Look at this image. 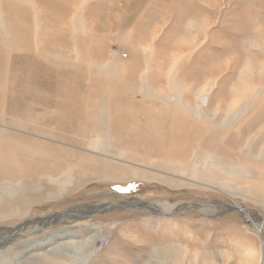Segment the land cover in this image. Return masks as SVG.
Masks as SVG:
<instances>
[{
	"label": "rangeland",
	"instance_id": "1",
	"mask_svg": "<svg viewBox=\"0 0 264 264\" xmlns=\"http://www.w3.org/2000/svg\"><path fill=\"white\" fill-rule=\"evenodd\" d=\"M263 194L264 0H0V264H264Z\"/></svg>",
	"mask_w": 264,
	"mask_h": 264
},
{
	"label": "bare ground",
	"instance_id": "2",
	"mask_svg": "<svg viewBox=\"0 0 264 264\" xmlns=\"http://www.w3.org/2000/svg\"><path fill=\"white\" fill-rule=\"evenodd\" d=\"M208 95H209V93H208V91H204V90H202L200 93H199V95H198V99H199V101L201 102V103H199L200 105H196L195 106V110L197 111V112H199V111H202V109H203V105H205L206 103H207V100H208ZM152 113V112H151ZM244 114V113H243ZM142 116V115H141ZM199 116V115H198ZM152 117V116H151ZM155 118V117H154ZM202 118V117H201ZM164 122V121H163ZM159 125V124H158ZM157 126V125H156ZM194 127V126H193ZM164 129V128H163ZM162 130V129H161ZM210 131V130H209ZM194 135H195V137L196 136H198V135H201L200 134V131H193V133H192V137H194ZM177 139H176V141H180V139H182V136H181V132L179 133L178 132V134H177V136H175ZM71 138V137H70ZM194 140H196L195 138H194ZM12 141V140H11ZM16 141V140H15ZM173 141V140H172ZM181 142H183L184 143V141H181ZM205 142H207L206 143V145L207 146H210L211 145V143H210V141H205ZM250 143V142H249ZM20 144V143H19ZM213 144V143H212ZM12 145H13V143H12ZM23 147V146H22ZM251 147V146H250ZM12 148V147H11ZM236 148V147H235ZM25 150V149H24ZM20 151V150H19ZM33 151V150H32ZM262 157V156H261ZM64 158V157H63ZM254 161V160H253ZM256 161V160H255ZM257 162V161H256ZM263 162V161H262ZM260 164V163H259ZM225 168H228V167H225ZM221 169V168H220ZM243 171V170H242ZM241 171V172H242ZM222 172V171H221ZM225 172V171H224ZM5 173H6V170L5 169H2V174L1 175H5ZM228 174V173H227ZM235 175V174H234ZM242 175V174H241ZM232 176V175H231ZM264 195V194H263ZM249 199V198H248ZM254 200V199H253ZM261 200V199H260ZM263 200V199H262ZM261 200V201H262ZM256 202V201H255ZM236 203V202H235ZM234 203V204H235ZM264 203V202H263ZM113 205V204H112ZM152 205L159 211V209H158V207H156L153 203H152ZM262 205V204H261ZM89 207V206H88ZM101 207V206H100ZM103 208H105L104 206H102ZM161 208V207H160ZM33 211V210H32ZM2 212H4V211H2ZM244 214L246 215H248V212H247V210H244ZM1 213V212H0ZM255 215V214H254ZM257 222V221H256ZM262 223L264 224V222L262 221ZM262 225V224H261ZM261 227V226H260ZM256 227L257 228V230H258V232L259 231H261L262 232V229H263V227ZM22 230L23 231H19L18 229L17 230H12V229H10V230H7V232L5 233V234H3V235H1L0 234V236H3V238H1L2 240H0V243L2 242V243H6V244H4V245H7L8 243H9V241L11 240V238H14V237H16V236H19V235H21L22 233H24V232H26L27 231V228L25 227V226H23V228H22ZM49 234V233H48ZM48 234H45V235H43L42 237H40V238H42V240L41 241H43V242H45L44 240H48V238H43V237H45L46 235H48ZM262 234V237H263V233H261ZM66 235H68V236H71L72 238H73V240L74 239H77V236L73 233V234H66ZM68 236H66V239L68 238ZM54 238H57L56 239V241H59V240H61L62 238H60V236H57V237H54ZM54 238H51V240L52 241H54ZM50 239V238H49ZM91 239L89 240V242L91 243ZM47 242H49V241H47ZM65 242H66V240H65ZM95 242V241H94ZM46 243V242H45ZM62 243V242H61ZM40 244V242L37 244V246H35L37 249H38V251L37 252H43V251H41V250H39L40 248H42V246L43 245H39ZM55 244V243H54ZM54 244H52V245H54ZM58 244V243H57ZM66 244H67V242H66ZM66 244H61V246H64V245H66ZM76 244H78L77 243V241L75 242H71V243H68V245L70 246L71 245V247L72 246H76ZM2 244H0V246H1ZM4 245H2V246H4ZM56 246V245H55ZM58 247V246H57ZM4 248V247H3ZM63 248H65V247H63ZM57 249H59V250H62V248L61 247H59V248H57ZM75 249V248H74ZM10 250V248L8 249V251ZM7 251V252H8ZM7 252L5 251L4 253H1L0 254V256H4V255H6L7 254ZM264 257V256H263Z\"/></svg>",
	"mask_w": 264,
	"mask_h": 264
},
{
	"label": "water",
	"instance_id": "3",
	"mask_svg": "<svg viewBox=\"0 0 264 264\" xmlns=\"http://www.w3.org/2000/svg\"><path fill=\"white\" fill-rule=\"evenodd\" d=\"M108 205V204H107ZM237 208V206L235 205L234 208ZM241 206H239L237 209H239L241 212H243V210L240 208ZM108 208L111 209V210H116V211H121V210H124V209H139V210H145V209H152V210H157L153 205L152 203H147V202H144V201H141L139 199H129V200H126V201H122L116 205H112V206H109L108 205ZM235 208V209H236ZM107 209V208H106ZM244 209V208H243ZM92 211V210H91ZM93 212V211H92ZM92 212H88V213H85L84 214V217H88L92 214ZM56 217H59L60 221L62 220H67V219H71V218H77V215L76 213L72 214L70 211L69 212H66V213H61V214H58ZM79 218V217H78Z\"/></svg>",
	"mask_w": 264,
	"mask_h": 264
}]
</instances>
